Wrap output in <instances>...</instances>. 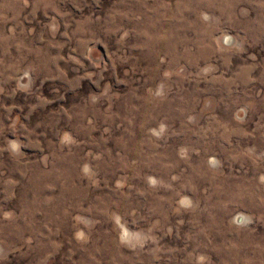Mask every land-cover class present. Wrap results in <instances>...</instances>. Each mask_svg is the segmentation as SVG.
<instances>
[{"label":"rangeland","instance_id":"obj_1","mask_svg":"<svg viewBox=\"0 0 264 264\" xmlns=\"http://www.w3.org/2000/svg\"><path fill=\"white\" fill-rule=\"evenodd\" d=\"M0 264H264V0H0Z\"/></svg>","mask_w":264,"mask_h":264}]
</instances>
